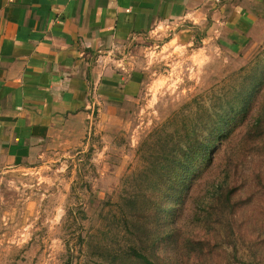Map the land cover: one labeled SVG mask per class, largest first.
<instances>
[{"label":"rangeland","instance_id":"rangeland-1","mask_svg":"<svg viewBox=\"0 0 264 264\" xmlns=\"http://www.w3.org/2000/svg\"><path fill=\"white\" fill-rule=\"evenodd\" d=\"M169 26L118 120L95 111L24 166L0 149V264H264V26L210 56Z\"/></svg>","mask_w":264,"mask_h":264},{"label":"crops","instance_id":"crops-1","mask_svg":"<svg viewBox=\"0 0 264 264\" xmlns=\"http://www.w3.org/2000/svg\"><path fill=\"white\" fill-rule=\"evenodd\" d=\"M169 25L177 33L168 44H219L207 47L209 56L220 46L240 53L264 26V0H0V149L7 161L26 165L73 126L91 123L95 111L118 120L150 67L134 54ZM106 53L128 55L125 72Z\"/></svg>","mask_w":264,"mask_h":264},{"label":"trees","instance_id":"trees-1","mask_svg":"<svg viewBox=\"0 0 264 264\" xmlns=\"http://www.w3.org/2000/svg\"><path fill=\"white\" fill-rule=\"evenodd\" d=\"M248 99H249V95H248ZM207 149H208V143L207 144H203ZM195 154H197V153H195V152H185V157L186 156H188L187 158H186V160H184V158H181L180 160H182V161H179V163L181 164V165H184L185 163H188V162H190V161H192L194 158H192V157H194V155ZM208 154H209V152L208 151H204V153H203V155H204V158L206 157V156H208ZM190 157H191V159H190ZM172 205L173 204H176L175 202H173V203H171ZM136 256L137 257H139V258H141L146 264H154L153 262H151L148 258H145L142 254H137L136 253Z\"/></svg>","mask_w":264,"mask_h":264}]
</instances>
